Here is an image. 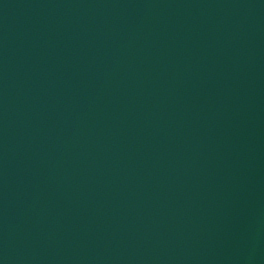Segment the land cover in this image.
I'll return each instance as SVG.
<instances>
[{"label":"water","instance_id":"water-1","mask_svg":"<svg viewBox=\"0 0 264 264\" xmlns=\"http://www.w3.org/2000/svg\"><path fill=\"white\" fill-rule=\"evenodd\" d=\"M0 264H264V0H0Z\"/></svg>","mask_w":264,"mask_h":264}]
</instances>
